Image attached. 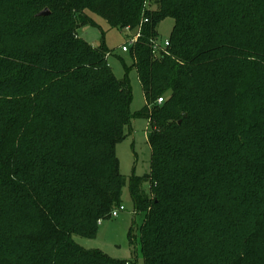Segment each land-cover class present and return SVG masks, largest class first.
Masks as SVG:
<instances>
[{
	"label": "trees",
	"instance_id": "obj_1",
	"mask_svg": "<svg viewBox=\"0 0 264 264\" xmlns=\"http://www.w3.org/2000/svg\"><path fill=\"white\" fill-rule=\"evenodd\" d=\"M85 11L139 31L123 79L76 37ZM134 118L150 167L125 179ZM125 186L145 264H264V0H0V264H127L72 239L95 237Z\"/></svg>",
	"mask_w": 264,
	"mask_h": 264
},
{
	"label": "rangeland",
	"instance_id": "obj_2",
	"mask_svg": "<svg viewBox=\"0 0 264 264\" xmlns=\"http://www.w3.org/2000/svg\"><path fill=\"white\" fill-rule=\"evenodd\" d=\"M152 9L154 10L155 6ZM85 13L90 19V24L78 28L75 31L76 37L92 47L104 44L110 54L107 62L115 77L119 80L123 79L125 73L119 59H122L128 67L131 66L132 60L128 55L129 49L127 52H122L121 47H130V39L139 31L128 28L111 29L100 17L89 11H85ZM172 26L173 20L169 17L159 22L157 26L158 39L155 41L158 46L168 38ZM155 55L157 56L158 53ZM128 80L132 95L129 110L130 113L135 114L143 108L145 99L134 68L128 71ZM162 97L165 102L169 95L166 94ZM150 129H152L150 122L145 119L134 118L130 123V131L126 130V137L116 144L115 155L119 162V172L125 179L132 175L144 176L149 172L151 152L147 143V135ZM143 188L147 193L150 192V184H145ZM121 205L124 207V211L119 212L116 217L109 216L98 223L95 237L85 238L73 235L72 239L83 249L99 250L115 260L125 261L127 264H145L140 252V228L143 226L141 217L136 220L131 243L128 240L133 212L128 186L122 190Z\"/></svg>",
	"mask_w": 264,
	"mask_h": 264
},
{
	"label": "built area",
	"instance_id": "obj_3",
	"mask_svg": "<svg viewBox=\"0 0 264 264\" xmlns=\"http://www.w3.org/2000/svg\"><path fill=\"white\" fill-rule=\"evenodd\" d=\"M144 21L146 22L147 20H144ZM138 36H139V34L137 33L133 38L130 39V41H129V45L130 46L133 45L136 42ZM167 46H168V42L166 40L164 41L163 46H158L156 43H154L153 46H152L153 53H157L159 49L165 48ZM129 48L130 47L122 46L121 47V51L122 52H127ZM161 102H162V99L158 98L157 99V103L160 104ZM124 210H125L124 207L122 205H120V206H118V207H116V208L111 210L110 217H116L119 214V212L124 211ZM100 222H101V220L98 221V223H100Z\"/></svg>",
	"mask_w": 264,
	"mask_h": 264
},
{
	"label": "water",
	"instance_id": "obj_4",
	"mask_svg": "<svg viewBox=\"0 0 264 264\" xmlns=\"http://www.w3.org/2000/svg\"><path fill=\"white\" fill-rule=\"evenodd\" d=\"M49 13H50L49 10L45 8L44 10L40 11V12L37 14V16H38V17H45V16H48ZM182 116L185 117L186 115L183 114Z\"/></svg>",
	"mask_w": 264,
	"mask_h": 264
}]
</instances>
